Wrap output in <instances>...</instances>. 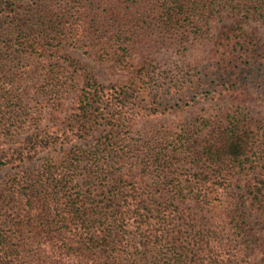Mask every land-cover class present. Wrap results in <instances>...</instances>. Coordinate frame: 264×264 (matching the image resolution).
Segmentation results:
<instances>
[{
  "label": "trees",
  "instance_id": "trees-1",
  "mask_svg": "<svg viewBox=\"0 0 264 264\" xmlns=\"http://www.w3.org/2000/svg\"><path fill=\"white\" fill-rule=\"evenodd\" d=\"M93 3L96 11L92 13L78 0H43L33 9L25 0H0V41L4 40L3 47L9 49L13 60H22L19 48L23 44L31 48L27 59L37 55L36 48L43 55L52 50L58 60L67 59L66 47L71 44L121 61L122 45H126L125 50L145 48L155 53L159 43L185 42L188 28H199V21L225 5L247 17L257 14L264 22V0ZM26 16L35 20V26L24 22ZM211 54L197 72L183 73V79L191 80L177 84L171 79L172 86L150 93L147 103L139 94L138 74L129 67L126 79L112 86H100L94 79H89L92 84L84 83L73 111L59 126L43 130L38 126L26 136L23 125L0 129V170L31 161L59 139L84 137L95 130L106 132L91 152L82 149L74 159L71 151L62 148L55 160L47 159L37 173L18 172L0 183V187L5 186L0 189V264H264V237L259 239V257L237 262V247L230 240L223 242L217 230L213 233L204 227L194 208L180 203L150 208L146 192L133 183L138 179L132 166L134 157L142 161L151 158L158 169L177 174V181L171 182L175 194L184 189L182 174L190 194L200 200L211 192L208 184L219 185L225 180L221 172L216 173L220 168L227 173L237 167L244 170L260 165L247 193L252 210L264 224V162L252 158L256 139L250 125L242 126L238 120L222 125L215 137L197 147L189 138L180 152L177 143L153 149L144 140L125 143L120 138L137 118L167 113L181 106L186 97L190 102L234 94L239 89H233L231 81H242L243 88L257 77L251 75L250 64L261 62L259 77H264V48L239 25L220 33ZM141 62L147 63L145 59ZM241 66H245L244 80ZM2 75L10 78L7 73H1L0 78ZM48 80L57 83L61 77L53 74ZM123 98L132 100L123 105ZM177 155L187 156L178 159ZM195 155L202 160H190ZM80 157L90 162L88 184L92 186L96 179L100 184L95 196L69 187L75 182L73 174L81 165ZM198 169L206 171V176L196 174ZM159 176L166 179L169 175Z\"/></svg>",
  "mask_w": 264,
  "mask_h": 264
},
{
  "label": "rangeland",
  "instance_id": "rangeland-1",
  "mask_svg": "<svg viewBox=\"0 0 264 264\" xmlns=\"http://www.w3.org/2000/svg\"><path fill=\"white\" fill-rule=\"evenodd\" d=\"M25 1L27 6L32 9L43 2V0ZM78 2L86 6V11L90 10L92 13L96 11L93 0H78ZM71 5L75 6L74 3ZM24 22L31 27L35 26V20L29 21L28 16ZM233 25L242 27L258 42L260 47L264 48L262 17L257 14L247 17L243 12L226 5L224 8L215 10L208 18L199 21V28H188L185 31L187 35L185 42H172L170 45L159 43L155 53H151L145 48L125 50L126 45H122V49L119 50L121 61H115L106 54L99 57L98 54L102 52L95 54L87 48L75 47L71 44L66 47L67 59L58 60V56L52 50L43 55L39 48L34 49L37 51H34L37 55L34 54L35 56L27 59L26 55L31 48H27L24 46L27 44H23L19 48L22 60H13L9 49L3 47L4 40H1L0 74L7 73L10 78L6 79L4 75L0 78V129L8 125L12 127L23 125L26 129V136L28 131H33L38 126L41 130L59 126L73 111L72 108L76 105L75 101L81 93L80 89L84 83L90 82L89 79H94L100 86H112L116 82L126 79V70L129 67L138 74V85L142 86L139 94L147 103L151 96L150 93L172 86L171 79H174L177 84H180V80H182L181 84L183 80H191V77L183 79V73H186V70H191V73L197 72L215 51L220 33ZM4 27V24L1 25V28ZM135 56L137 60L134 58ZM142 59H145L147 63H139ZM262 66L261 62L252 66L250 64L248 68L251 75L257 77H252L243 88H240L242 81H239L240 83L231 81L233 89L237 87L239 89L234 94L227 93L220 99L197 98L190 102L186 97L181 106L173 108L167 113L137 118L124 129L120 138L125 140V143L133 139L144 140L153 149H159L161 146H166L167 149V145H170L171 142L177 143L180 145L178 148V152H180L181 147L189 138H192L193 142L196 141L197 147L205 140L215 137L220 126H229L230 122L238 120L242 121V126L250 125V132H254V140H256L253 149L255 154L252 155V158L264 162V77H259L262 73ZM241 69L240 77L246 74L243 72L245 66H241ZM53 74L61 77L60 82L51 83L48 80L49 76ZM4 78L6 81H2ZM90 83L92 84V82ZM58 97H62V99ZM131 100L123 98V105H128ZM60 101L61 104H59ZM22 121H25L24 124ZM104 133L106 132L95 130L84 137L59 139L53 148L43 150L31 161L17 164L15 167L8 165L1 169L0 183L10 175L16 176L18 172L21 174L24 171L32 174L37 173L43 162L49 158L55 160L62 148L71 151V157L74 159L82 149L91 152ZM12 143L9 142L8 145ZM184 156L177 155V158L182 159ZM79 159L82 160L81 165L73 174L75 182L69 184V187L86 196H95L100 184L97 179L92 186L88 184L89 178L86 169L90 170V165H87L90 162L82 157ZM174 160L176 161V159ZM190 160L198 161L202 158L195 155ZM132 166L138 176V179L133 181L134 186L146 192L150 208L158 205L163 208L179 203L184 207L190 206L199 214L200 222L204 227L211 228L212 230H209L213 233L217 230L216 232L220 233L223 242L227 243L230 240L237 247V262H250L259 257V239L264 237V224L252 210L247 189L249 181L259 174L260 165L258 167H255V164L249 165L244 170L237 167L227 173L226 170L220 168V171L218 170L216 173L221 172L225 180L219 185L208 184L211 192L207 199L201 198L202 200H198V197H193L190 194L189 188H186L188 182L182 174L179 175L184 180V189L181 194H175L176 190L172 187L171 182L177 181L174 180L177 174H167L166 171L158 169L151 158H144L142 161L139 157H134ZM162 173H166L170 177L162 178L159 176ZM205 173L206 171L202 170L196 171V174H202L201 177L206 176ZM4 187H0V189Z\"/></svg>",
  "mask_w": 264,
  "mask_h": 264
}]
</instances>
